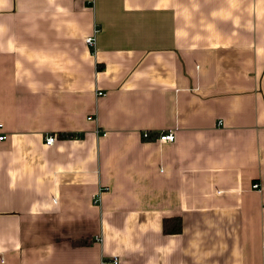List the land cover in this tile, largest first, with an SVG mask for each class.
Wrapping results in <instances>:
<instances>
[{"label":"crops","instance_id":"1","mask_svg":"<svg viewBox=\"0 0 264 264\" xmlns=\"http://www.w3.org/2000/svg\"><path fill=\"white\" fill-rule=\"evenodd\" d=\"M0 124V264H264V0H0Z\"/></svg>","mask_w":264,"mask_h":264},{"label":"built area","instance_id":"2","mask_svg":"<svg viewBox=\"0 0 264 264\" xmlns=\"http://www.w3.org/2000/svg\"><path fill=\"white\" fill-rule=\"evenodd\" d=\"M87 4H91L93 0H83ZM95 34L96 30H94V33L92 35H88L84 37V43L86 46L91 48L93 51L95 49ZM105 93L103 92H98V95H104ZM91 119V117H89ZM1 127V124H0ZM77 135H69V134H62V137L64 138H75ZM142 138L145 140V142H148V140H158V142H164V143H174L175 142V132L173 130H168L160 133H152L151 131H143L142 132ZM6 139V135L0 134V143L4 142ZM57 139V134H49L45 137V145L46 146H53L56 142ZM252 190H260V187L257 183H254L252 185ZM102 193V189H99V192L97 193L96 196H94V203H99L100 201V194ZM99 241V239H96ZM113 264H117V260H113Z\"/></svg>","mask_w":264,"mask_h":264},{"label":"trees","instance_id":"3","mask_svg":"<svg viewBox=\"0 0 264 264\" xmlns=\"http://www.w3.org/2000/svg\"><path fill=\"white\" fill-rule=\"evenodd\" d=\"M73 135V134H69ZM181 232V221L179 218L163 221V233L166 235H177Z\"/></svg>","mask_w":264,"mask_h":264}]
</instances>
